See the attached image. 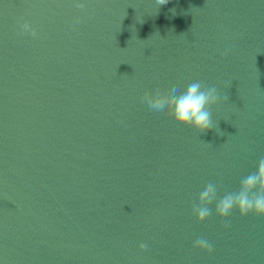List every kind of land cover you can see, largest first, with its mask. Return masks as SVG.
Instances as JSON below:
<instances>
[{"label": "clouds", "instance_id": "9594fccd", "mask_svg": "<svg viewBox=\"0 0 264 264\" xmlns=\"http://www.w3.org/2000/svg\"><path fill=\"white\" fill-rule=\"evenodd\" d=\"M170 0H156L160 5H166ZM78 8L83 9L84 4L78 3ZM80 22L76 17L75 24ZM24 32H30L33 37L38 35L31 23L25 21L21 24ZM230 49H226L223 55H229ZM227 99V98H226ZM142 102L146 103L149 110L161 113L164 117L172 118L178 125L190 127L199 134L206 133L214 128L213 109L221 103V97L216 87L207 86L200 80H194L187 84L183 91L177 86H171L167 91L157 88L154 92L145 91ZM217 124H216V126ZM219 185L209 181L199 193L198 199L192 205V216L197 223H204L214 212L222 221L226 220L233 211H238L241 218L254 215L264 217V158H260L256 164V170L240 180L239 188L234 192L219 194ZM224 228L230 225L223 224ZM141 250H147V245L141 243ZM193 248L201 252L211 254L214 250L212 243L205 237H197Z\"/></svg>", "mask_w": 264, "mask_h": 264}]
</instances>
